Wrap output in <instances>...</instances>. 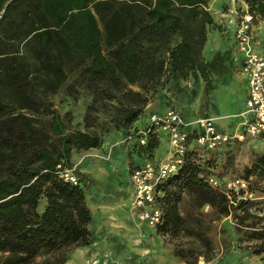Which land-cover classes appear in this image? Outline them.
Returning a JSON list of instances; mask_svg holds the SVG:
<instances>
[{
    "label": "trees",
    "instance_id": "obj_1",
    "mask_svg": "<svg viewBox=\"0 0 264 264\" xmlns=\"http://www.w3.org/2000/svg\"><path fill=\"white\" fill-rule=\"evenodd\" d=\"M210 1L0 0V264H66L70 251L93 244L85 181L73 186L61 173L73 168L75 154L101 148L107 133L129 137L150 89L166 77L208 79L216 67L203 54L215 26ZM242 1L253 22H264V0ZM79 90L90 100L81 126L54 102ZM245 142L218 150L191 143L158 189L163 221L155 231L176 240L172 254L185 264L213 260L214 224L224 218L235 221L238 235L260 241L254 255L264 253V216L250 211L256 201L234 206L206 182L216 177L214 156L233 158ZM133 144L152 160L159 139ZM244 170L246 180L253 173L264 179V154Z\"/></svg>",
    "mask_w": 264,
    "mask_h": 264
},
{
    "label": "rangeland",
    "instance_id": "obj_2",
    "mask_svg": "<svg viewBox=\"0 0 264 264\" xmlns=\"http://www.w3.org/2000/svg\"><path fill=\"white\" fill-rule=\"evenodd\" d=\"M211 3L220 4V0H211L209 5ZM234 5L240 11L243 10V7H240L241 2L235 1ZM253 25L255 28L264 25V22H253ZM209 30L212 33L216 28L211 27ZM261 42L260 50L264 51V41ZM232 52L233 49L230 48L224 55L218 54L220 60H212L216 61L218 72L222 73L221 79L216 80L220 86L217 98L222 103L224 100L220 98L221 95L226 98L229 88L236 90L235 85L226 88L223 84L236 67ZM204 61L209 63L205 52ZM150 90V101L159 92L163 101L168 100L169 108L181 110L187 115L191 109H201L204 112L207 107L213 106L209 98L211 91L204 89V81L200 78L190 77L183 81L168 76L161 87ZM79 91V95L62 92L54 98V102L61 113H71L74 125L81 126L90 100L82 94V90ZM235 98L236 101L237 97ZM127 133L111 131L105 135L101 148L77 153L72 158V169L86 184L84 190L93 217L90 229L94 234V242L90 247L70 251L66 264H185L172 254L176 240L164 237L131 213L130 175L139 161L146 160L147 157L128 141ZM169 150L168 139L162 138L151 159L164 161L168 158ZM262 154V140L251 138L235 148L233 158L227 153L218 152L214 156V176L220 180L246 179L245 167ZM249 179H252V190L259 196L260 190L264 188V179H259L254 173ZM189 200V197L185 196L183 209L189 206ZM204 211L209 213V207ZM250 211L264 215V197L258 198ZM214 226L215 233L219 234L215 257L208 263L201 260L199 264H264V253L258 256L253 253L260 241L248 240L246 234L238 235L232 218H224ZM261 227H264V223ZM41 259L38 258L37 261Z\"/></svg>",
    "mask_w": 264,
    "mask_h": 264
},
{
    "label": "built area",
    "instance_id": "obj_3",
    "mask_svg": "<svg viewBox=\"0 0 264 264\" xmlns=\"http://www.w3.org/2000/svg\"><path fill=\"white\" fill-rule=\"evenodd\" d=\"M226 17L229 27L234 30L236 50L244 57L242 72L248 78L247 114L251 115V119L244 125L243 131L228 134L217 129L214 119L187 123L180 112L170 108L161 114H151L143 128L132 130L128 141L136 143L139 148L146 147L151 138L160 139L161 135L169 142L166 160L159 163L147 161L133 169L130 175L131 213L154 230L163 221V212L157 203V197L161 196L158 189L179 171L191 149V143L208 150L221 149L234 140L242 143L247 138L262 140L264 144V55L255 46L253 17L248 9L240 11L234 6L228 8ZM61 178L73 186L82 185L80 176L73 169L64 170ZM251 180L210 177L206 182L236 206L240 201L258 199L251 189Z\"/></svg>",
    "mask_w": 264,
    "mask_h": 264
},
{
    "label": "crops",
    "instance_id": "obj_4",
    "mask_svg": "<svg viewBox=\"0 0 264 264\" xmlns=\"http://www.w3.org/2000/svg\"><path fill=\"white\" fill-rule=\"evenodd\" d=\"M238 1L242 3L243 10L248 9L247 5L242 0H220V4L216 3L209 5V11L211 12L212 16L215 20V26H212L214 30L212 33L208 32L207 43L205 45L204 52L206 54V58L209 61L207 64L213 63L212 60L218 58V54L224 55L226 50L229 51L230 48L233 49L231 56L234 58L235 70L233 73H229V79L223 81V84L226 85V88L230 85L236 86V92L229 88V95L228 97H224L223 95L220 96L224 102L222 103L218 98V89L219 83L216 81L218 78L221 79L222 73L218 72L217 67L210 69L207 71L208 79L204 80V89L206 91H211L209 94L210 101L213 103V106L207 107L204 112L201 109L193 111L191 109L190 114H185L183 111L178 112L184 117L187 123H194L200 119H214L216 127L219 131L234 134L237 132L243 131L244 125L250 121L251 115L247 114V99H248V78L242 72V64L244 57L239 54L236 50L235 42H234V30L233 28L229 27L228 20L226 17L227 8L226 7H235L234 2ZM239 5V4H238ZM225 9V10H224ZM227 9V10H226ZM254 35H255V46L256 49L264 55V51H261V41H264V25H258L254 28ZM204 54V53H203ZM219 59V58H218ZM220 60V59H219ZM216 66V61H214ZM199 79L191 77V79ZM221 89V88H220ZM234 96V97H233ZM235 96L237 100L235 101ZM170 109L168 107V100L163 101L161 99V94L157 92L155 94L150 103L148 104L143 117L135 124V128H143L146 123L148 117L153 114H161L164 113L166 110ZM162 138H166L161 135L159 141L161 142ZM167 139V138H166ZM132 143V142H131ZM147 161H152L159 163V160H141L137 164L140 166ZM129 185L130 181H129ZM131 188V186H130ZM131 195V203H132V188L130 189Z\"/></svg>",
    "mask_w": 264,
    "mask_h": 264
}]
</instances>
